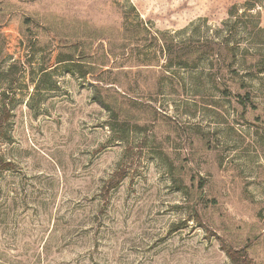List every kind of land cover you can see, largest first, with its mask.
<instances>
[{
  "label": "rangeland",
  "instance_id": "obj_1",
  "mask_svg": "<svg viewBox=\"0 0 264 264\" xmlns=\"http://www.w3.org/2000/svg\"><path fill=\"white\" fill-rule=\"evenodd\" d=\"M1 108L0 264H264V0H0Z\"/></svg>",
  "mask_w": 264,
  "mask_h": 264
},
{
  "label": "trees",
  "instance_id": "obj_2",
  "mask_svg": "<svg viewBox=\"0 0 264 264\" xmlns=\"http://www.w3.org/2000/svg\"><path fill=\"white\" fill-rule=\"evenodd\" d=\"M66 63H73L74 60L72 59V56H68L66 59L63 60ZM87 73L89 72H83L80 75L83 77L85 76ZM9 110L5 109V108H1L0 110V130L3 127L5 121L9 118L10 114H9ZM4 167V166H0V169ZM6 167H9V163L6 164ZM4 169V168H2ZM228 256L231 258V260L233 261V264H249V262L245 259V256H242L241 258H237L235 256H232L228 253Z\"/></svg>",
  "mask_w": 264,
  "mask_h": 264
}]
</instances>
